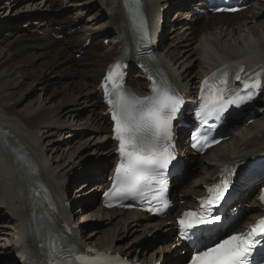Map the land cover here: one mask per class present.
Listing matches in <instances>:
<instances>
[{
  "label": "bare ground",
  "instance_id": "bare-ground-1",
  "mask_svg": "<svg viewBox=\"0 0 264 264\" xmlns=\"http://www.w3.org/2000/svg\"><path fill=\"white\" fill-rule=\"evenodd\" d=\"M11 1L19 2V0ZM47 1L51 3L54 0ZM64 1L69 5L76 6L75 17L67 18L65 21L58 20V23L69 28L83 23L82 29L76 30L73 37H70L73 39L72 43L69 39L60 41L49 35V32L42 27L45 20H38L39 22L35 23L39 29L46 30L42 36H40L41 34L39 36H23L30 28L26 32L19 28L20 23L17 24V20L20 17L8 19L6 24L7 33L13 29L19 31L13 44L8 47L13 49L14 55L19 58L21 63L26 62L33 66L40 63L42 78L46 85L50 83L51 77L54 75L65 77L66 80L62 85L63 99L70 103L71 108L63 109V105L50 104L46 97L33 106L20 109L16 103L11 101L9 91H4L6 93L0 98V209H2L0 211V256L3 257L5 264H18V259L23 261L22 264H42L45 260L46 250L41 245L40 235L44 236L47 228L40 226L43 220L53 219L58 226L65 222L81 223L82 228L78 230L73 227L71 235L75 242L80 243L82 247L89 245L113 254H119L116 251L123 249L127 255L137 254L138 257L146 260L142 261L143 263L148 264L163 256L164 262L161 264H178L181 261L179 255L176 252L168 253L165 246L160 250L147 252L142 247L139 249L135 244L138 238L156 230L155 232H165L163 238L170 242L167 244L170 247L175 241H170L172 226H167L166 219L141 222L140 219L145 216L137 210L126 211L98 207L91 212L83 213L80 220H73L72 215L76 213L73 211L72 201L67 196L71 186L66 185V181L69 176L72 177L75 172L82 170L79 176L83 175L86 181L78 186L81 185L82 189L86 188L89 185V180H95L96 176H101L106 171L115 154V147L112 145L110 135L111 125L108 115L105 114L98 85L109 62L115 56L122 54L126 45L131 48L130 59H135L130 15L135 8L141 7L145 18L148 19V33L154 40V51L167 68L170 78L175 83H180L192 91L198 87L197 84L201 77L210 73L215 67L231 63H243L253 67L264 63V0H257L259 3L247 10L253 12L254 18H258L254 24L249 22V17L244 13L198 18L188 14V11H181V7L187 6L188 2L192 0H138V5L132 7L131 10L129 6L132 4V0ZM37 3L30 2L29 5H40ZM194 4L201 5L202 2L196 0ZM257 5H259V11L255 14ZM93 6H99L98 11L91 15L87 21L80 20L79 17ZM172 12L178 13L172 23L173 28L169 32V25L165 18ZM99 15L107 16V18L104 17V21H102L103 19L98 21ZM34 20V15L29 14L26 22L31 24ZM176 25L177 27H175ZM164 26L168 31L166 36ZM180 30H182V34H177ZM53 33L58 32L53 31ZM95 33L111 36L109 45L100 51L87 49L80 58L74 57V53L83 49L87 38ZM161 35L163 43L160 39ZM167 38H170V43H167L165 47L163 44ZM194 42L196 44L192 45ZM37 49L41 52L36 53ZM85 66L86 72H81L80 68ZM139 75L136 79L132 78L130 84L135 89L145 92L147 86L145 75L142 73ZM90 97L91 99H89ZM79 107L80 111H88L86 121L76 120L79 116L77 111ZM54 130L58 135L56 141L59 143L65 140L60 134L65 131L76 134L67 135V138L68 136L79 137L87 133V130H92L90 138L85 140L82 146L89 149L85 154L95 153V155L88 162L84 153L80 154L77 160L70 158L68 161H63L60 157L58 159L56 157L53 161L47 155L50 140L45 141L44 137L48 139L49 136H56L55 132L53 133ZM100 144H103L104 148ZM91 145L94 147L90 148ZM263 151L264 110L251 124L241 125V128L228 140L212 147L201 158L200 170L196 171V175L189 183L181 186V192L189 196L185 201L186 205L195 204V198L205 193V186L215 179L214 175L225 164ZM188 152L189 149L184 148L181 154L185 155L189 168L193 159H188ZM102 158L104 159L98 162L93 169H86L89 166L88 163H96ZM67 166L69 167L67 168ZM71 168H75V171L72 170L69 173ZM261 180H264V175L261 176ZM36 185H42L48 190L52 202L56 204V218L46 207L38 208V203L32 196L33 188ZM104 185V182L101 185L99 182L94 186V189L98 191L99 187L103 188ZM257 186L258 183H255L246 189L243 188L237 203L247 202ZM92 189L89 188L78 195L81 198L87 195L80 203H84L88 199L93 202L97 201L93 197L96 191H91ZM259 214L255 212L248 216L254 219ZM95 219H100V223L96 224L90 234H85L83 225L89 224ZM164 228L165 230H163ZM116 232L118 238L125 243L122 244L123 246L115 240ZM139 232L140 237L138 236ZM129 235L133 236V239L125 240ZM84 238L90 244L81 241ZM156 252H160L159 259L155 255ZM125 258L131 260L128 257Z\"/></svg>",
  "mask_w": 264,
  "mask_h": 264
},
{
  "label": "snow or ice",
  "instance_id": "snow-or-ice-1",
  "mask_svg": "<svg viewBox=\"0 0 264 264\" xmlns=\"http://www.w3.org/2000/svg\"><path fill=\"white\" fill-rule=\"evenodd\" d=\"M136 5L138 0H132L130 10ZM114 68L118 70L120 65L117 64ZM115 70L109 71L107 80L113 79ZM239 71L242 72L243 68L241 67ZM236 79L239 80L240 76L237 75ZM204 83L208 87V81L205 80ZM259 86L260 80L257 78L252 82L251 88L255 89ZM153 93L151 96L141 98L135 94L125 95L123 92H118L116 98L112 99L108 86L105 85V95L109 97L108 103L112 106L111 118L114 121V133L119 141L121 156L113 188L105 195L110 196L119 192L123 199L140 198L151 191L153 183L159 185L160 194L166 189V180L163 177L168 166L175 159L172 122L184 101L182 96L174 93V90L168 86L163 88L154 86ZM251 98L249 94L247 99ZM243 102H246L245 97L229 93L226 98L222 89L216 90L212 93V103L206 105L198 115L206 114L207 117L219 120L230 106H239ZM204 123H207L206 119ZM194 141L193 147L197 150H203L208 143L207 139L201 141L195 137ZM216 142L212 141V143ZM231 175V172L228 175L222 174L220 183L209 188L208 196L201 199L200 208L183 214L179 220L183 226L180 233L182 237L188 238L190 231L200 225L221 220L220 215H212V210L224 201L230 187ZM152 199H157V196H152ZM260 199L264 201V193L261 194ZM159 210L155 209V211ZM257 248L264 250V218L258 220L245 232L229 235L211 247L196 250L191 256L190 264H264V254L253 258V252ZM77 259L81 260L82 264H100L98 259L85 257H77Z\"/></svg>",
  "mask_w": 264,
  "mask_h": 264
},
{
  "label": "rangeland",
  "instance_id": "rangeland-1",
  "mask_svg": "<svg viewBox=\"0 0 264 264\" xmlns=\"http://www.w3.org/2000/svg\"><path fill=\"white\" fill-rule=\"evenodd\" d=\"M41 1L42 0H19L18 3L17 2L15 3L11 0H0V98L4 96V93H6L4 91H9L10 95H11L10 96L11 101L16 103V106L18 108L24 109V108L35 105L38 101H41L43 98L47 97L48 103L63 105V109H66V108L69 109V108H71L70 103H67L63 99L64 89H63L62 85L66 80L65 77L63 75L62 76L54 75L51 77L50 83L46 85L45 80H43V78H42L43 74L41 71L40 63L35 64L34 66H33V64H26V62L21 63L18 60L19 58H17L14 55V53L12 51L13 49L10 46L8 47V45L13 44L15 37L18 35L17 33L19 32L18 29H13L9 33H7L6 24L8 23V19L20 17L17 20V24L20 23L19 28H21L24 32H26L28 30V28H30V30L27 31L26 34H24L23 36H27V35L39 36L40 34H41L40 36H42L45 34L46 30H49V31L52 30L54 28V24L58 23V20L65 21V20H67V18L70 19L72 17L73 18L75 17L74 15H75V11H76L75 10L76 6L69 5V3L64 2V0H61V2H60V0H56L57 3H56V1L54 3L53 2L50 3L49 1L44 0V1H42L43 4L40 3ZM30 2H35V3L38 2L37 4H40V5L30 6L29 5ZM46 2H47V4H46ZM258 3L259 2H257V4ZM28 6H30V7L27 8ZM192 6L193 5H191V7ZM55 7H56V9H55ZM258 7H259V5H257V7L255 8V14L259 11ZM98 9H99V6H93L89 10H86L85 13L79 17L80 20L87 21V19L91 15H93L95 12H97ZM72 12H74V13H72ZM174 12H172L166 18L167 25H169L168 26L169 32L173 28L172 23H174V18L178 13V12H176V13H174ZM29 14H33L34 18H35L34 22L31 24L30 23L28 24L26 22ZM45 14H46V16H45ZM19 15H21V16H19ZM246 15L249 17V22L251 21L250 23L254 24L255 21L256 22L258 21V18L253 17V12L247 11ZM104 17L107 18V16H104ZM104 17L102 15H99L98 21H101L102 19H103L102 21H104L105 20ZM38 20L39 21L45 20L44 25L42 26L44 29H46L45 31L36 27L35 23L39 22ZM1 22H3V23H1ZM82 25H83V23L81 22L80 25L75 26L76 28H73V30H70V32L64 31L65 27H63L62 30H61V27H58V28L55 27V29L58 31H61L62 32L61 34L63 35L62 38H60L58 40L62 41L64 39H69V41L72 43L73 39H71L70 37H73V34L76 32V30L80 31L82 29ZM175 27H177V25ZM181 31L182 30L178 31L177 34H182ZM64 34H65V36H67V35H70V36L65 37ZM170 35H171V33H170ZM102 38L103 37H101V36L100 37H94L93 41H92V45L89 47H85L83 49V51H85L87 49L94 50V51L102 50L104 47H106L104 42H103L104 40ZM164 41L165 42L163 45L166 47L167 43H170V38L169 39L167 38ZM195 44H196V42H194L192 45H195ZM8 48H10V49H8ZM9 51H10V53H9ZM35 51H36V53L41 52V50H39V49H37ZM83 53L80 56H76V58H80L83 55ZM74 57H75V53H74ZM80 71L86 72V66L81 67ZM40 77H41V79H40ZM62 89H63V91H62ZM89 99H91V97ZM261 101L263 102V105H264V98L261 99ZM74 103H78V102H74ZM84 103L87 104L86 102H84ZM77 111H78L79 116L76 118V120L86 121L88 111L87 110H81L80 111V107L78 108ZM87 131L88 132L82 136H79V137H76V136H70L69 137L68 136L67 138H66L67 135H72V134L76 135V134H74L75 132H70V133L68 131H65L63 133L59 132L61 134V136L63 138H65V140H62L59 143L56 141V139L58 140V138H57L58 135L56 134V132L54 130L53 133L55 132L56 136H54V135L49 136L48 139H46V137H44L45 141L50 140L48 150H47V155H49L53 161L56 159V157H57V159H58V157H60L63 161H68L70 158L77 160L78 156L80 154H82V153L85 154L86 152L89 151L88 147L82 146L84 144L83 142H85V140L89 139L91 134H92V130H87ZM93 136H98V135H93ZM99 137H100V134H99ZM66 139H68V140H66ZM100 145L102 147L103 144H100ZM52 147H53V149H51ZM89 147L92 148L94 146L91 145ZM102 148H104V146ZM93 155H95V153H93V154L88 153V155L85 154V156H87V162L90 160V158H92ZM103 159L104 158H102L100 161H96V163L95 162L88 163L89 166L86 167V169H93L96 166V164L98 162H101ZM197 161L199 162V160H197ZM68 163H70V162H68ZM192 165H193V163H191V167H189L186 170V173L183 176L184 186L194 178V176L196 175V171L198 172L201 168L200 163L195 164V166H193V167H192ZM68 167L69 166H67V168ZM69 170H70L69 173H71L72 170L75 171V168L74 169L71 168ZM76 171H77V168H76ZM81 171L75 172L74 176H72V177L69 176L67 181H66V185L71 186L70 187L71 189H69L67 196H68L69 200L72 201L73 205L75 204L74 210L78 209L75 212L76 215L74 217V218H78V219L83 217V215H82L83 213H88V212H91L93 209L98 208V201H99V197H100L99 192L101 191L100 190L98 192L97 190L94 189V186L99 183V177L98 176H96L95 180H93V181L89 180L88 181L89 182V185L87 186L88 188L86 187V188L82 189L81 185L78 186L79 184L84 183L86 181L85 177L83 175L79 176L81 174L80 173ZM89 188H93L91 191H96V194L93 195V197H95V199L97 201L94 203L93 201H89V199H88V201L84 202V204L80 203V202H82L83 198L87 197V195L82 196V198H81V196H78V195L85 192ZM80 205H82V206H80ZM98 222L100 223V219L92 220L91 223L86 224L84 226L85 231H86L85 234H90V232L92 230H94V228ZM75 223H77V222L75 221ZM81 225H82L81 223L80 224L78 223V226L76 228L78 230L81 229L82 228ZM105 228H108V226H105ZM163 230H165V228ZM155 231L149 232L146 235H143L141 237H140V232H139L138 236L140 238H138V240L136 241V243H135V244H137L136 246L139 247V249L142 247L147 252H149L150 250L151 251L152 250L153 251L160 250L164 246L166 248H169V245H167V244H170V242L168 243L167 240L163 238L160 231H157V232H155ZM114 235H117L115 240L117 242L121 243V246H123L122 244H125V243L123 241H121L120 238H118V233L116 232ZM128 239H133V236L129 235L125 240H128ZM81 241H85V238L81 239ZM85 242L88 243L87 241H85ZM88 244H90V243H88ZM135 244H134V246H135ZM166 251H168V250H166ZM116 252H119V255H121V256L125 255V257H128L131 260H137L140 262L146 261L144 258L138 257L137 254L134 256L127 255L123 249H120ZM168 253H171V252L168 251ZM155 255L158 258L160 256V252H158V253L156 252ZM160 259H162V262H164L163 256H161ZM154 261H157V259H155ZM1 262L5 264V261L0 257V263Z\"/></svg>",
  "mask_w": 264,
  "mask_h": 264
},
{
  "label": "trees",
  "instance_id": "trees-1",
  "mask_svg": "<svg viewBox=\"0 0 264 264\" xmlns=\"http://www.w3.org/2000/svg\"><path fill=\"white\" fill-rule=\"evenodd\" d=\"M0 257L3 258L2 256H0ZM1 263H2V262H1ZM1 263H0V264H1Z\"/></svg>",
  "mask_w": 264,
  "mask_h": 264
}]
</instances>
